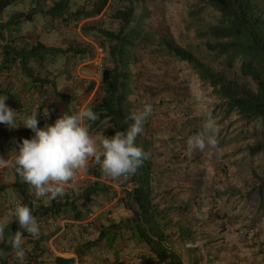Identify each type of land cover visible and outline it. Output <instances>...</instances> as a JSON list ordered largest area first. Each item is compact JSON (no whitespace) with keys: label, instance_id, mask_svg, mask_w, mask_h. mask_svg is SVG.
<instances>
[{"label":"trees","instance_id":"obj_1","mask_svg":"<svg viewBox=\"0 0 264 264\" xmlns=\"http://www.w3.org/2000/svg\"><path fill=\"white\" fill-rule=\"evenodd\" d=\"M21 1L25 0H0V17L9 7ZM145 2L146 0H83L81 7L77 8L72 4L73 0H52L45 8V13L53 19L62 18L65 26L92 18L105 9L107 11V20L110 21L111 27L99 22L89 28H82L87 37H94L106 48V63L102 69V77L96 96L88 105V108L90 107L97 115L95 122L87 121L89 130L101 131L102 127L109 123L112 130L108 136H114L116 131L126 132L132 121L129 120L126 124L125 118L131 112L140 109L136 108L132 101L134 98L131 85L134 77L132 67L137 66L141 60L136 51L139 47L144 50L150 48L151 53L161 55L162 58L185 62L202 86L210 90L209 95L213 103L208 111L202 112L197 119L203 125L210 113L216 120L219 128V146L223 147L228 137L234 141L233 151H225L228 163L238 164L240 156L246 158L264 156V0H194V2L186 0L188 15L191 17L187 29L194 31L197 41H200L188 46L180 44L169 32L160 33L147 28L145 19L148 8L143 5L141 14H138L139 4ZM18 16L27 19L31 17V13H21ZM12 21L9 23L13 24ZM7 24L8 21L0 26L4 27ZM88 48L84 43L74 40L67 51L38 43L20 50L11 47L14 53L8 56L11 60L10 65L16 64L24 76L31 77L34 86L41 87L43 83L38 82L41 79L36 80L38 79L34 65L36 61H44L48 57L52 58L64 52H71L77 57L86 54ZM204 52L206 54H203ZM96 85V82L89 84L85 94L88 96ZM59 95L67 105L70 103V97L60 93ZM38 121L40 128L54 123V120L44 115L41 110L38 113ZM147 125L146 121L144 131L138 136L136 144L150 153ZM22 134L28 139L34 136L26 127ZM152 168L150 155L134 175L127 180H118L121 186L130 183L134 185L132 191H124L125 198L122 200L123 207L133 214L132 218L127 219V225L121 220L119 222L111 220V224L102 230L99 238L91 239L89 236L77 238L72 246L78 260L56 257L54 264H76L77 261L79 264H88L84 257L95 253L98 242L103 240L112 248L118 238L121 240L126 238L127 229L133 238L144 244L149 251L141 255L144 264H183L164 246L168 238L166 230L169 229V222H162L166 219L165 213L152 205L149 180ZM90 174L92 179L84 181L81 186L63 197L51 198L48 203L26 196L22 185L20 186L23 191L22 197L25 198L22 204L31 208L38 222L49 215L62 216L68 210L73 212L75 220L84 221L92 211L97 197L101 195L110 197L115 193L95 163L90 169ZM234 177L246 189V196L243 198L255 196L259 203L258 209L264 208V164L260 167L247 165L239 168ZM233 188L236 189V186H231L230 189ZM17 230L23 231L18 221L14 220L5 230L6 238ZM24 234V238H30V235ZM44 239L49 241L50 238L40 234L39 239H28L32 246V256L39 257L44 253L41 249ZM0 249L8 253L2 258L3 262L13 256L10 255L11 248L6 243H1ZM38 251L42 252L41 255ZM149 253H153L155 258ZM120 257L118 254L114 261L104 260L97 263H94L96 259H93L92 264H123ZM27 259L25 263L28 262Z\"/></svg>","mask_w":264,"mask_h":264},{"label":"crops","instance_id":"obj_2","mask_svg":"<svg viewBox=\"0 0 264 264\" xmlns=\"http://www.w3.org/2000/svg\"><path fill=\"white\" fill-rule=\"evenodd\" d=\"M75 1L80 2V4L83 3V0ZM21 2H28L30 7H26L23 4L22 9H14L10 16L8 14L6 18L0 17V24L3 25V23L8 21L6 26H0V97L7 96L5 103L9 108L16 111V124L19 125L17 128H10L8 125L0 123V157L8 160V166L0 167V222L7 217L8 227L6 229L11 226L15 219L8 215L12 209L3 207V202L6 199L11 198L22 203L25 200L22 197L23 191L20 188L22 185L24 186L23 190L26 192V196H31L30 198H34V200L37 199L34 195V190L15 172V167L9 154L13 149L18 152V144L22 142V139H28L22 134L24 126L21 122L23 118L33 108L37 96L40 97L41 112L47 115L49 111L48 117L53 119L54 122L62 114L76 113L75 106L77 104L88 105L90 101L89 95L87 96L85 94L87 86L93 79L98 83L100 81L97 78L98 73L94 72L91 66L83 65L79 71L84 81L76 83L73 80L69 85L68 78L72 74H75V64L80 59V55L76 57L71 52L58 53L52 58L46 57L47 59L44 61H36L34 63L37 71L36 78H38L36 80L41 79L38 82L43 83L41 87L34 86L31 77L24 76L20 70L18 74L8 76L6 70L10 67V56L14 53L11 47L20 50L25 46L38 43L46 47H54L65 51L71 47L72 40L67 35V29L70 27L65 26L62 18L55 20L45 13V8L49 6L52 0H25ZM29 12L31 13L30 18L25 19L18 16L21 13L28 14ZM40 13H42V17L39 15ZM11 20H13V24L9 23ZM53 26H57L56 31L53 32L54 36H46L48 34L45 33H49L47 32L48 28ZM83 69H85V72H83ZM134 79L135 77H133ZM59 93L70 97V103L68 105L62 100ZM142 108L143 106L140 105V109ZM147 122L146 130L153 126L149 120ZM110 130H112V125L107 123L102 127L101 131L92 130L93 132H91L93 134L91 135L93 138L99 140L104 132L108 136L107 134ZM182 143L179 145L180 148L184 147V142ZM158 145L160 146L156 148L157 150L150 149L149 151L150 155H152L153 162L149 180L152 191V205L157 207L159 211L165 213L166 219L162 222H169V229L168 231L166 230L168 238L164 246L170 253L175 254L183 264H204L208 260L211 262L210 264H215L216 261L222 258L223 250L221 251L220 248H217L219 251L217 255L214 253L211 254L209 250V246L212 244L211 190L206 183L208 177L203 172V167L205 166H202V172H196L199 164L195 159L171 158L164 151V149L167 150V145L165 143ZM156 153L158 154L156 155ZM126 186L129 191L134 189L132 183ZM126 186L124 187L126 188ZM115 187L118 186L115 185ZM39 199L47 203L51 198L43 197ZM96 201L92 209H94V213L99 215L101 224L106 208H99L98 204L108 201L109 205V197L101 195L97 197ZM120 209L121 217L115 222L121 220L127 225V219L132 218L133 214L125 208ZM72 213L70 210L65 212L63 216L66 222L63 221V218L59 226L55 224L44 230L40 227V233L48 236V238L58 237L62 249L64 248L63 254L60 255L51 251L47 247L48 241L44 239L41 246L44 253L38 251V254L41 255L42 253L41 256H32V246L28 240L32 237L24 238L23 247L28 262L30 260L29 264H54L56 257L74 258L75 250L72 246L73 241L83 236L97 239L100 237L99 235L102 233V230L111 224L101 225V229L96 228L98 225L95 229H88L83 226V221L75 220ZM127 233L126 238L124 240L118 238L112 248L111 245L106 244L103 240L98 242L95 247V253L84 257L85 261H88L89 264L93 259H96L94 263L101 262V255H103L102 259L107 258L110 259L109 261H114L119 254L121 256L120 260L124 262L131 250L137 249L139 255L149 252L144 244L134 240L135 238H133L128 229ZM119 243H122L126 248L120 245L122 247L118 249L116 246ZM119 250H122L121 253H118ZM10 255H12V252ZM149 255L151 257L155 256L153 253H149ZM28 262L26 261L25 264H28ZM0 264H20V261L16 260L13 255L6 259L5 262L0 258ZM76 264H79L78 261Z\"/></svg>","mask_w":264,"mask_h":264},{"label":"rangeland","instance_id":"obj_3","mask_svg":"<svg viewBox=\"0 0 264 264\" xmlns=\"http://www.w3.org/2000/svg\"><path fill=\"white\" fill-rule=\"evenodd\" d=\"M190 1L194 2V0ZM23 4L30 7L28 2H18L9 7L1 18L8 17V14L10 16L14 9H22ZM72 4L77 8L81 7L80 2L75 0ZM143 5L148 8L145 24L149 30L160 33L169 32L184 46L200 43L199 40L197 41L194 31L187 29L191 17L188 15L189 9L186 0H146L145 4H139L138 14H141ZM39 15L42 17V13ZM102 22L107 27L112 26L107 18ZM69 27L67 35L70 40L76 42L81 38L80 35H85L82 31L81 34L79 33L78 25ZM45 34L54 36V33ZM137 56L141 60L137 66L132 67L135 77L132 83V90H134L132 101L136 108H140V105L144 106L146 103L152 105L153 110L147 120L153 126L146 132L150 143L149 148L155 150L159 148L158 144L165 143L167 150L164 149V151L171 158L195 159L200 167L196 169V172H202V166H205L203 172L208 177L206 183L211 190L212 244L209 246V250L211 254L216 255L219 252L217 248L223 250L222 258L215 264H264V208L258 209L259 203L255 196L243 198L246 196V189L234 177V173L244 166L260 167L264 164V156L255 158L240 156L237 160L238 164L228 163L225 151L232 152L234 148V141L229 137L226 138L223 147L218 144L215 149L194 150L189 154L186 144L188 137L203 129V125L197 117L202 112H207L213 103V99L209 95L210 90L202 86L198 77L185 62H174L162 58L161 55L151 53L150 48L144 50L139 47ZM101 77L102 73L100 72L97 78L101 80ZM68 80L70 85L73 81V74ZM94 81L93 79L91 83ZM96 83L98 82L96 81ZM195 93L201 94L200 100L195 98ZM196 129L198 131H194ZM91 131L90 133L93 134ZM103 135L106 133L104 132ZM182 142H184V147L180 148L179 145ZM231 186H236V189L231 190ZM230 190L234 192L231 193ZM98 205L99 208H106L107 212L110 211V207H107L108 201L100 202ZM113 209L115 216L108 219L104 215L101 224L100 219L97 221L95 225V227L98 225L97 229H101V225H109L111 220L117 221L121 217V209L118 207ZM134 240L138 242L136 238ZM120 245L122 243L116 247L121 249L123 245ZM131 252L139 255L137 249L131 250ZM102 256L100 260H103ZM139 256L141 257V255ZM109 260L106 259V261ZM210 263L208 260L204 264Z\"/></svg>","mask_w":264,"mask_h":264},{"label":"clouds","instance_id":"obj_4","mask_svg":"<svg viewBox=\"0 0 264 264\" xmlns=\"http://www.w3.org/2000/svg\"><path fill=\"white\" fill-rule=\"evenodd\" d=\"M102 13L104 16L98 21L83 23L91 19L87 18L78 23H71V25H78V30L81 34L82 28L91 27L106 18L108 19L106 9ZM51 28H54V30H47V32H55L57 26ZM80 37L78 42L84 43L89 47L86 54L80 55L81 59L91 52V47L87 44V41L92 39L98 40L92 36L80 35ZM80 59L77 60L76 64H79ZM76 64L73 80L78 73ZM102 69L94 71L102 73ZM82 81L84 80H80L78 83ZM96 84L94 90L89 94L90 97L95 92L94 97L90 99L88 105L96 96L99 83ZM194 95L197 100L201 99V94L195 93ZM6 99L7 96L0 97V123L8 125L10 128H17L19 126L16 124L17 113L6 105ZM88 105L76 113L60 115L53 124H46L43 128L38 126V111H33L30 115H26L23 118L21 124L30 129L34 133V136L31 139H22V142L18 144V152L13 149L9 154L12 158L15 172L34 190V195L37 199L43 197H50L52 199L63 197L66 194V186L76 178L78 172L87 170L90 161L99 166L103 178L108 179L106 182L114 190L115 185L123 188L124 186H121L118 180H127L149 159L150 153L146 152L142 147L137 146L136 140L143 133L144 125L152 113L151 104H144L142 109L131 112L125 118L124 123L126 124L129 120L132 121L128 125L126 132L116 131L114 136L102 135L99 140L93 138L89 127L86 126L87 121L95 122L97 120L96 113L90 107L88 108ZM48 115L49 111L47 112ZM218 133L219 128L209 113L203 124L202 131L188 137L186 141L188 153L191 154L194 150L203 151L205 148L215 149L218 145ZM6 166H8V160L0 157V167ZM125 190H128L127 186L126 188L124 187ZM111 196L109 199H111ZM118 208L124 207L122 205ZM91 212H95L94 209ZM105 212L107 213V211ZM8 215L18 221L19 227L23 231L17 230L6 238L5 229L8 227V220L5 217L0 222V243L9 245L14 258L20 261V264H25L24 233H27L33 239H39L41 226L32 214L31 208L26 204L17 203ZM7 255V252L0 249V258ZM90 264H92V261ZM123 264L125 263L123 262Z\"/></svg>","mask_w":264,"mask_h":264},{"label":"built area","instance_id":"obj_5","mask_svg":"<svg viewBox=\"0 0 264 264\" xmlns=\"http://www.w3.org/2000/svg\"><path fill=\"white\" fill-rule=\"evenodd\" d=\"M103 16H104V14L102 13V14L94 17V18H91V19H88V20L84 21L83 23L98 21ZM53 30H54V28L48 29V31H53ZM87 44L90 45L91 52L88 53V55L83 56L80 59L79 64H76V69L78 68V73L74 77V81L76 83H78L80 80H84V78L79 73V68L82 65H89V66H91L93 68V70H99V69L104 67V64H105V61H106V48L101 43H99L98 41L92 39V40H88ZM17 72H18V66L16 64L11 65L6 70V73L8 74V76L16 75ZM94 94H95V92L93 94H91L90 99H92V97H94ZM85 107H86L85 104L84 105L78 104V105H76L75 110H76V112H78L79 110H81V109H83ZM40 110H41V101H40V97L37 96V99L35 100L34 106L28 112V115H30L33 111H38V113H39ZM92 166H93V162L90 161L89 167L87 168V170L77 173L76 178L74 180L70 181L69 184L66 186V193H70V192L74 191L77 188V186L82 181L91 178L90 169L92 168ZM124 198H125L124 188L115 187V193L112 194L111 199H110V204H109V207L111 208V210L109 212H107V213L104 212V215H106V217L108 219H111V218H113L115 216V212H114L113 208L122 206L123 205L122 200ZM17 203H20V202L16 201V200H13L11 198H8V199H6L3 202V207L12 209ZM63 218H64L63 215L62 216L49 215L47 217L42 218L38 223L41 226V228L45 229V228L50 227V226L55 225V224H58V226H59L60 221H62ZM98 220H99V215H97L94 212H90L88 218L85 221H83L82 224H83V226H85L87 228L88 227L89 228L90 227L93 228ZM63 221L66 222L65 218H64ZM63 225H64V222H63ZM47 247L51 251L56 252L57 254L61 255V254L64 253V248L62 249L60 240L58 239L57 236L51 238L48 241ZM74 258L76 260H78V257L75 254V252H74ZM124 263L125 264H144V261H143L142 258L139 257L138 254H136L134 252H131L125 258Z\"/></svg>","mask_w":264,"mask_h":264}]
</instances>
